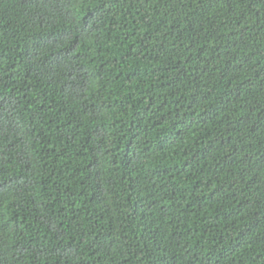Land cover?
Here are the masks:
<instances>
[{
    "label": "trees",
    "instance_id": "16d2710c",
    "mask_svg": "<svg viewBox=\"0 0 264 264\" xmlns=\"http://www.w3.org/2000/svg\"><path fill=\"white\" fill-rule=\"evenodd\" d=\"M0 264H264V0H0Z\"/></svg>",
    "mask_w": 264,
    "mask_h": 264
}]
</instances>
